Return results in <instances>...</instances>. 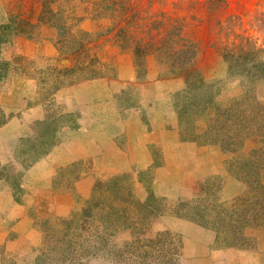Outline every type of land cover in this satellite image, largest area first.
Returning <instances> with one entry per match:
<instances>
[{"label":"rangeland","instance_id":"obj_1","mask_svg":"<svg viewBox=\"0 0 264 264\" xmlns=\"http://www.w3.org/2000/svg\"><path fill=\"white\" fill-rule=\"evenodd\" d=\"M37 1L0 0V27L14 12L36 22ZM216 4L155 5L187 18L194 69L222 110L216 122L194 108L181 115L192 101L186 75L153 57L140 71L84 7L77 25L96 58L86 71L52 29L38 39L0 30V264L264 259V79L241 83L225 59L242 38L264 49V0Z\"/></svg>","mask_w":264,"mask_h":264},{"label":"trees","instance_id":"obj_2","mask_svg":"<svg viewBox=\"0 0 264 264\" xmlns=\"http://www.w3.org/2000/svg\"><path fill=\"white\" fill-rule=\"evenodd\" d=\"M40 2H42V10L36 22L33 21V16L25 12H14L8 23L1 26L0 30L12 36L25 35L31 39H38L42 28L52 29L56 36L54 43L60 53L80 64L82 67L78 68L79 71L81 68L86 71L83 65L89 63L91 66L96 62V58L91 54V36L77 25L86 17H79L77 9L84 7V12L92 17V20L106 25L104 34L107 37H111L122 50L134 56L135 64L140 71L145 68L146 60L153 57L170 75H186L187 88L184 93L189 95L188 97L191 95L192 101L189 105L178 107L181 115L190 113L189 111L194 108L192 112L195 114V119L205 117L216 122L221 117L222 110L216 100L217 93L213 91L215 86L207 83L194 69L199 49L188 32L187 18L166 10L155 11L157 0L147 2L40 0ZM73 2L76 3L75 6H72ZM211 2L213 7L217 2L223 4V0H211ZM263 51L264 49L258 47L256 42L246 38H242L239 45H234L231 49L227 48L225 59L229 62V74L238 78L241 83L243 79L250 81L264 79V62L261 59ZM81 61L84 63L81 64ZM74 73L80 72L75 70ZM90 74L88 76L91 78L98 76L93 71ZM212 114L214 115L211 116ZM215 134H218L219 140L221 133ZM224 136L226 138L227 134ZM226 144L223 148L232 149L234 142L228 140Z\"/></svg>","mask_w":264,"mask_h":264},{"label":"crops","instance_id":"obj_3","mask_svg":"<svg viewBox=\"0 0 264 264\" xmlns=\"http://www.w3.org/2000/svg\"><path fill=\"white\" fill-rule=\"evenodd\" d=\"M251 262V261H250ZM249 262V263H250ZM252 264V263H250ZM256 264H264V259L263 258H259L258 256L256 257Z\"/></svg>","mask_w":264,"mask_h":264}]
</instances>
